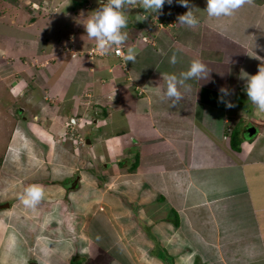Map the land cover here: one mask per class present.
<instances>
[{
	"label": "crops",
	"instance_id": "obj_1",
	"mask_svg": "<svg viewBox=\"0 0 264 264\" xmlns=\"http://www.w3.org/2000/svg\"><path fill=\"white\" fill-rule=\"evenodd\" d=\"M251 2L252 9L249 10L253 11L252 14L238 10L230 18H209L206 13L201 12L198 14L200 24L196 28L177 25V18L174 17V24H168L171 28L166 30L167 35V32L161 33L160 28L158 31L153 30L155 42L150 45L140 39L144 36L141 31L148 30V27L142 25V29L129 28L125 53L128 47H133L137 56L135 62L124 60V63L112 55L89 57L87 52L95 40L87 36L84 27L86 22L78 23L72 21L71 17L55 14L47 19L46 30H43L37 28L42 17L35 18L27 26L32 31H28V35L33 37L28 39L31 45L36 41L30 49V52L34 50L36 53L29 57L31 63L28 66H42L39 70L42 79L38 83L26 76L15 77L17 79L14 78L12 83H16L14 90L22 94L23 100H29L30 106L35 96L33 92L36 91H40L45 103L39 104L42 110L34 113L30 121L26 115L21 114L20 123H25L24 127L28 129H22L19 127L20 123H16L10 148L17 141L15 154L21 153L18 150L21 145L26 150L36 151L32 155L27 154L34 161V169L37 165L46 163L37 155L48 147L44 141L38 140L46 137L50 140L53 153H48L47 163H51V166L47 164L43 174L46 179L52 173L51 179L65 177L66 180L75 172V166L84 163L85 158L97 160L98 157H107L108 147H114L112 141L120 142L122 146L124 139H133L141 153L142 167L138 175L146 183L145 191L150 190L149 186L159 191L150 210L145 211L142 207L141 211L144 218L161 228V231L158 229L154 233L159 239V245L161 243L163 248L166 246L177 255L174 263L171 260L172 264H264V147L259 142L257 147L245 152V145L248 144L245 136V139L242 137L241 150L235 151L237 157L231 158L229 148L224 147L225 142L217 138L216 128L223 121L219 96L216 95L217 91L210 92L214 85H219L218 88H228L232 83L245 86L246 80L241 78V69L249 75H255L258 70L252 71L251 68L264 63V10L261 12V7L255 5L258 3L256 0ZM204 5L207 7V0L201 3L190 0L189 6L200 8ZM176 7L181 15L188 11V7L178 3ZM231 22L239 23L240 27L237 29L243 31L244 37L246 30L249 31L250 41L244 39L243 44L254 48L253 51L241 45L232 51L224 48L227 46L224 38L229 34L226 33L228 28H232L229 24ZM45 31L47 34L52 32L57 35L56 41L49 37L43 38ZM231 31L238 36L242 35L239 31ZM135 36H139V39L133 42ZM172 48L176 49L173 52L177 55L179 65L185 63L179 60L181 54L178 55L176 51H182V55H190L191 58L195 55L196 59L205 62L212 71L207 81L197 83L199 87L188 81L191 90L184 94L178 105L173 106L171 100L162 96L161 91L150 88L162 82L161 72L180 73L175 70L172 73L164 68V59H167ZM42 51H46L44 57L41 55ZM215 54H220V58H214ZM22 59L21 56L16 58L21 66ZM215 59L218 63L214 62ZM232 70L238 72L236 76H230ZM220 73L226 77L223 83L210 84ZM9 78L7 75L3 81ZM111 93H123L121 95H125V100L119 103L117 101L116 108L112 105L113 110L104 103H100V110L97 107L96 110L88 109H92L94 103L88 105L86 100L94 102L100 100L103 94L110 96ZM49 101L61 103V110L48 106ZM30 106L20 108L21 112L27 114L26 109L31 111ZM102 107H107L106 111L101 110ZM117 114L122 116L121 129L114 130L105 140L102 137V140L99 130L114 126ZM69 121L75 122L72 128L68 127ZM89 125L91 128L86 129ZM78 136L80 139L84 137L85 142L78 144ZM104 142L107 144L104 149L106 154L103 153L104 150L98 151ZM117 152L114 149L110 157H115ZM235 158L239 163L232 162L231 159ZM145 164L149 165L148 170L142 175ZM63 167L66 174L65 170L62 171ZM56 184L68 194L65 186L58 181L51 185ZM148 194L149 192H145L143 196ZM45 195L46 198L42 201L48 203L45 202L43 206L48 208L43 210L38 207L35 211L29 210L30 213H27L28 209L22 211L23 213H19L20 225L14 233L8 232L0 238V264H165L164 252L161 258L153 250L154 246L149 238L151 234L128 232L131 229L126 221L133 217V213H128V210H115L113 205L95 203L90 206L91 209L94 208L93 214L88 215L93 217L92 221L83 225L82 219L87 218L86 212L89 210L74 209L75 212H71L73 217L80 219L74 226L67 207L64 203L57 202L58 195L51 197L49 192ZM167 195L172 196L168 197L173 199L171 204L164 201L163 197ZM64 197L67 195L62 198L65 199ZM36 213H40L39 218L45 216L40 225H36L39 226L38 230L30 224H36L37 220L33 219L34 216L36 218ZM101 215L108 218L106 222L110 228L112 225L116 227L118 222L120 231L116 229L114 237L105 236L97 241L91 238L90 232L92 223ZM119 217L122 219H118ZM4 225L5 222L0 220V229ZM35 231L40 232L35 235ZM135 240L139 241L137 254L134 252L136 258L129 248ZM158 248L163 249L160 246Z\"/></svg>",
	"mask_w": 264,
	"mask_h": 264
},
{
	"label": "rangeland",
	"instance_id": "obj_2",
	"mask_svg": "<svg viewBox=\"0 0 264 264\" xmlns=\"http://www.w3.org/2000/svg\"><path fill=\"white\" fill-rule=\"evenodd\" d=\"M198 1L200 3L203 2V0H198ZM249 1L251 2L252 0H246V2L238 10L252 14L253 11L249 10V8H251ZM256 1L258 3L254 2V4L256 3L255 4L256 6H260L262 12V10H264V0H256ZM140 3L141 0H135V5L139 6ZM175 3H176L175 0L174 3H172L171 5L165 3L162 9L156 13H151L152 10H148V12L147 10H145V12L150 18V21L149 24L147 23L143 24V26L148 27V30L143 29V31H141V33H143V35L148 38V40L144 43L150 45L151 43L155 42L153 41V38H155L153 30L158 31V29L160 28L159 31L161 33L167 32L166 35L168 34V31L166 30L171 28V25L168 24H174L173 21V19H175L174 17L177 18L179 16L178 13L180 10H178ZM99 7L100 4L98 3V0H0V76H1L0 77V205L9 204V207L7 209H5L4 211H0V220H3V222H5L3 228L0 229V235H2L3 233V236H0V238L4 237V235L8 234V232L9 234L14 233V230L20 225L19 213L21 214L23 213L22 211H26L27 209H28L27 213L29 212V210H32L26 208L19 201L18 194L22 193L24 187H26L27 185L35 183V184H40L44 187L45 194L49 192V196L51 197L58 195L56 199L57 202L60 204L64 203L65 207H67L69 216L73 222L72 225L74 226L77 225L78 222L80 221V219H76L75 217H73L74 214H72L71 212H75L74 209H81V210L87 209V211L88 210L90 211V212L89 211L86 212L87 218L82 219V221H84L82 222L83 225L88 223V221L89 222L92 221L93 217H89L88 215L89 213L93 214L92 210L94 208L91 209L90 206H94L95 203L96 205L97 204L113 205L115 210L116 209H121V210L126 209V211L128 210L129 211L128 213H133V217L131 218V220L127 218L126 221V225L127 226L130 225L129 229H131L128 232L133 234H140V235L145 234V232L146 234L147 232L151 234V237L149 238L153 243L154 252L158 253V256H160L161 258L163 254L162 252H164L165 255L163 261L168 257L174 263L175 257L177 255H175V253H173L172 251H169L168 247L166 246L164 247L165 248L164 249L161 243L159 245V243L157 242L159 241V239L155 237L156 235L154 236V233L157 232L158 229L161 231V228H158L159 226L156 225V223L152 221H148L146 218H144V213L143 211H141L142 207L144 208L143 210L145 211L150 210L152 204L156 200V197L159 196L158 193L159 191L158 189H154V188L152 189L151 186L148 187L150 189L149 191L147 190L145 191L147 187L144 184L146 183L145 182L143 183L142 176L138 175L139 173H141L142 166H141L140 149L136 148L135 146L136 141H133V139L126 138L124 139L125 141L124 143H122V146L120 142L112 141L114 143V147H110V148L108 147L109 155L107 157L109 158L104 156L101 158L98 157L97 160H91L89 158H85L84 163L82 162L81 165L75 166L77 167L75 172L72 175H69L68 179L66 180L64 179L65 177L64 178L57 177V175H55L57 177L56 179L54 177L53 179H51L50 176L52 175V173H49L46 179L45 175L43 174L44 168L47 166V164H49V167L51 166V163H47L49 162L48 153H53V151H51L53 147L50 146L51 145L50 140L47 139L46 137L43 136L38 140L44 141L48 147L43 148L44 149L43 152L42 153L38 152L37 154L38 158L40 159L43 158L46 161V163H41L37 165L34 169H32L33 168L32 162L34 161L30 160V157L27 154L32 155L35 154L36 151L26 150L24 145H21V148L18 149L21 151V153L15 154L14 150L18 145L17 141L15 142V145L13 147L9 148V146H11L13 141V136H12L13 130L14 128L17 127L16 123L18 124L21 121V114L23 113L24 115H26L27 120L30 121L34 113H40L39 110L40 109L42 110L39 104L43 102L45 103V100L43 99V96L40 93V91L39 92L36 91L35 93L33 92L35 96L33 97V102L30 106V102H28L29 100L26 99L23 100L22 94L18 92V90L17 91L14 90L15 87L17 86L15 85L16 83H12L15 77L24 78V76H26L27 78L35 79L36 82L38 83L42 79L39 74V70L42 69V66L37 64H31V67L28 66L31 63L30 62L31 58L29 57H33L36 53L34 50L30 52V49L33 48V45L36 41L31 45V41H29L28 39L29 38L32 39L33 37H30L28 35V31L30 29L27 26L33 23L35 18L39 19L40 17H42V21H39V25L37 26V28L38 29L43 28L44 30L48 23L47 19L55 14L58 15L62 14L66 18L71 17L72 21L78 23L86 22L85 18L88 17V15L92 11L96 10ZM203 7L205 8L206 5L200 7L199 9L202 10L204 9ZM35 11L38 13L34 14ZM201 12L204 13L202 10L198 14H200ZM138 19L139 18L136 17L135 20L138 21ZM160 23H162V26L159 25ZM252 23L249 25V27H251ZM229 24L232 25V28H228L229 30H227L226 32L229 34L226 35V37L224 38L225 42H227L226 43L227 46L224 48L226 50L228 49L232 51L234 50V48H238V46L241 45L243 48L253 51L254 48L252 49L251 46L249 47L248 45L243 44L244 39L250 41L251 37L248 34L249 31L246 30V37H244L243 31H239V29H237V27H240L238 22H231ZM136 27L142 29V24H138ZM231 30H235L236 32L239 31L238 33H241L242 35L238 36L235 34V32L233 33V31ZM67 32L68 30H66V33ZM43 34H46L43 36V38L49 37L51 40H54V42L56 41L55 39L57 35H53L52 32H51L52 35L47 34V31H45ZM173 40H174V36H173ZM173 40H169V41H173ZM181 42L182 44H185L183 41H180V43ZM175 50L176 49L172 48L171 52L167 54L166 56L167 59L166 60L164 59L165 62L164 68L167 69L168 71H172V73L174 72L173 70L177 72H181V68H183L184 71H186L188 68L187 65H189V63L193 59H196L197 57L193 55V57L191 58L190 55H182L183 54L182 51H176L178 55L181 54L179 60L185 64L179 65L178 61L176 62V64H171L170 57L174 54L173 51ZM41 55H43L44 57V55H46V51H42ZM215 55L216 56L214 58H218L220 54H215ZM19 56L23 58L22 59L23 66H21L18 62H16V58H19ZM214 62H217L216 59ZM251 69L252 71H255V69L257 71L258 66ZM220 70L221 72H223L222 68ZM237 73L238 72L236 70H232L230 76L231 75L236 76ZM7 75H9L10 81L9 79L3 81V79H5V76ZM17 78H15V80ZM225 79H226L225 75L220 73L216 75V80L211 81L210 84H213V82L222 84ZM1 80L4 83L1 82ZM190 81L191 83H193L194 85L196 84V86L199 87V84H197L199 80L193 79ZM5 86L7 89L4 88ZM218 86L219 85H214L212 87L213 88L212 91L210 92L214 93L215 91H217L216 95L220 96L219 89L221 87L218 88ZM17 89H19V87ZM228 89L231 90L232 94L226 97V99L230 100L234 104V106L231 108L226 107L225 103H222L219 100L220 107H222V111L220 113L223 114V121L220 122V125H218L216 130L218 135L217 138L219 137V140L221 139V141L225 142L224 147L229 148L228 150L230 151L231 158H234L236 156L235 155L236 152L239 149L236 150L231 148L230 141L232 134L235 131H239L240 138L243 139L246 136L243 135L244 134L243 131L247 126H255L257 128V132L251 138L248 137H246L247 139L244 138L245 141L248 143L247 145H245L244 151L245 152L251 151L253 147L255 146L257 147L259 145V142L262 145V147H264V135H263L264 112L259 111L254 105L251 104L250 101H248V97L245 91V86H242L241 84L232 83L228 85ZM121 94L123 93H118L116 95L111 93L110 96H108L107 94H103V97H101L100 100L94 102L86 100V102H88V105L89 104L92 105L94 103L92 109L90 108L88 109L96 110L97 107V109L100 110L98 108L100 106V103H104L105 105H107L108 108L113 110L114 107L115 108L117 107V101L119 103V101L125 100L124 97L125 95L123 96ZM216 95L215 98H218ZM199 96H201L200 92H199ZM209 98H212V96H209ZM47 105L50 107H56V109H60V110L62 106L61 103H56V102L53 103L51 101H49ZM112 105H114V107H112ZM29 106L31 108V111H28V109H26L27 114L21 112L20 108H28ZM107 107H102L101 110L106 111ZM48 110L50 112L52 111L50 108ZM106 115L107 113L105 114V116ZM116 117L117 119L116 122L114 123V126L111 125L109 127L101 128L99 130L101 134V138L103 137L104 140L106 136L111 134L114 130L121 129L122 116L121 114H117ZM71 123L72 121H69L68 123L70 124L68 126L69 128H72L73 126L71 125ZM46 124L49 125L50 122H46ZM24 125L26 124L21 122L19 127H21L22 129H28L27 127H24ZM88 128H91V125H89L86 129ZM91 130L92 129H90V131ZM79 136L76 139V141H78V144L79 142L81 143L85 142L84 137L80 139L81 136L80 137ZM11 139L12 141L10 142ZM132 141L134 142V145ZM188 143L190 144V141H188ZM61 144L62 142L59 145ZM67 144H69L68 141ZM106 145L104 142L101 146H99L100 148H98V151L103 152V150L106 148ZM114 149H116L118 152L116 153L117 155H115V157L111 158L110 156L113 155ZM4 152H6L5 157L2 155L4 154ZM103 153L106 154V151L104 150ZM231 160L233 163H239V160L237 158ZM148 166L149 165L145 164V169L143 170L142 175H144L147 172L146 170H148L147 169ZM64 170L65 167H63L62 171ZM66 173L67 171L65 170V174ZM76 175L79 176L78 184L75 189L66 188L68 190L67 191L68 194H65L61 190V188H58L57 184L51 185L56 181H58V183L60 184L67 183L70 185V183H72L77 178ZM142 185L144 186L143 188ZM145 192H149V194L146 197L143 196ZM62 195L63 196L67 195V197H64L66 200L62 198L63 197ZM169 196L171 195L164 196L163 198L164 201L167 200V203L171 204L173 199L168 198ZM45 202L46 201L44 202L41 201L40 204L37 205V208L41 207V209L43 210L48 208L47 206L46 207L43 206ZM73 206L74 207L78 206V207L74 208ZM84 206H87V208H84ZM15 213H17V215H15ZM36 214H37L36 218L35 216L33 217V219L37 220L36 224L32 222H30V224H32L35 227V229L38 230L39 226L36 225H40L41 223L40 221H43L45 219V216L43 215L41 216V218H39L40 213H36ZM115 214L118 216V212H116ZM118 219H122V218L119 217ZM106 221L108 222V218H105L103 215H101L94 223H92L93 227L91 228V232H90L91 238H94L97 241H101L102 238L105 236L114 237L116 229L120 231L118 222L116 224V227L112 225V227L110 228V225ZM77 230L79 231L80 228H78ZM39 232L40 231L38 232L35 231L34 234L36 235ZM103 233H108V234L104 235ZM138 242H136L135 240L129 246L130 251H132L133 253L135 252L136 254L139 248ZM158 246L162 247L163 249H159ZM135 253L133 254L134 258H136Z\"/></svg>",
	"mask_w": 264,
	"mask_h": 264
},
{
	"label": "clouds",
	"instance_id": "obj_3",
	"mask_svg": "<svg viewBox=\"0 0 264 264\" xmlns=\"http://www.w3.org/2000/svg\"><path fill=\"white\" fill-rule=\"evenodd\" d=\"M173 2L174 0H141L139 6H134L135 0H98L100 7L92 11L86 18V23H84L87 36L95 40V51L100 55H107L113 49L119 52V46L128 39L127 30L132 27L135 28L139 23L142 25L145 23L149 24L150 21L149 16V21L135 20V11H132L129 15L126 11L127 9L141 7L144 11L152 10L151 13H156L162 9L165 3L171 5ZM175 2L188 7V11L184 14L179 15L180 12L178 13L176 24L196 28L200 24L198 13L202 10L190 7V0H175ZM245 2L246 0H207V7L203 12L209 18L232 17ZM134 39H139V36H135ZM136 56V50L133 47H128L124 59L135 62ZM176 62L177 55L174 53L170 57V63L176 64ZM211 72L205 62L200 59H193L186 71H182L178 75L161 72L162 82L156 87H149L161 91L163 97L171 100V106L178 105L182 101L184 94L191 90V85L188 84V81L193 79L207 81ZM241 78L246 80L245 91L248 101L259 111L264 112V63L258 66V72L255 75H249L241 69ZM219 92L220 102L225 103L226 107H233L234 104L226 99L232 94L231 90L221 87ZM73 124L75 122L71 123V125ZM12 136H14V130ZM45 198L44 187L35 183L27 185L24 187L23 192L18 194L19 201L26 208L33 211L37 209V205Z\"/></svg>",
	"mask_w": 264,
	"mask_h": 264
},
{
	"label": "built area",
	"instance_id": "obj_4",
	"mask_svg": "<svg viewBox=\"0 0 264 264\" xmlns=\"http://www.w3.org/2000/svg\"><path fill=\"white\" fill-rule=\"evenodd\" d=\"M134 6H138V5H135L134 4ZM127 12H128V14L130 15V13L132 12V11H135V17H138L140 20H142V21H149V18H148V15H147V13H145V11H144V9L143 8H141V7H135V8H130V9H127L126 10ZM179 15H181V13H179ZM167 22V21H166ZM160 26H162V23H160L159 24ZM141 40L143 41V42H146L147 40H148V38L146 37V36H143L142 38H141ZM136 41V39L133 41V42H135ZM127 43H128V41L126 40L125 42H124V44H122V45H120L119 46V48H120V51L119 52H117L115 49H113L109 54H107V55H100L99 53H97L96 51H95V43L92 45V47L89 49V51L87 52V54L89 55V57H91V58H93V57H107V56H110V55H112V56H114V57H116L121 63H124V56H125V48L127 47ZM73 54V56H75V54L74 53H72Z\"/></svg>",
	"mask_w": 264,
	"mask_h": 264
},
{
	"label": "trees",
	"instance_id": "obj_5",
	"mask_svg": "<svg viewBox=\"0 0 264 264\" xmlns=\"http://www.w3.org/2000/svg\"><path fill=\"white\" fill-rule=\"evenodd\" d=\"M241 141H242V139L239 137V132L238 131L234 132L232 134L231 141H230L231 148L236 149V150L240 149ZM5 154H6V152H4V154H2V155L5 157L6 156ZM163 262H165V264H172L171 259L168 257L166 259H164Z\"/></svg>",
	"mask_w": 264,
	"mask_h": 264
},
{
	"label": "water",
	"instance_id": "obj_6",
	"mask_svg": "<svg viewBox=\"0 0 264 264\" xmlns=\"http://www.w3.org/2000/svg\"><path fill=\"white\" fill-rule=\"evenodd\" d=\"M132 15H133V13H132ZM256 131H257V129H256V127L255 126H250L248 129H247V137L248 138H251L252 136H254L255 134H256ZM88 143H89V141H88ZM78 177L72 182V183H70V185L68 184V189L69 188H72V189H75L76 188V186H77V184H78ZM9 207V204H5V205H1L0 206V210H3V209H5V208H8Z\"/></svg>",
	"mask_w": 264,
	"mask_h": 264
},
{
	"label": "flooded vegetation",
	"instance_id": "obj_7",
	"mask_svg": "<svg viewBox=\"0 0 264 264\" xmlns=\"http://www.w3.org/2000/svg\"><path fill=\"white\" fill-rule=\"evenodd\" d=\"M250 126H247L245 129H244V135H247V129L249 128ZM64 186H65V188H67L68 187V184L67 183H64L63 184Z\"/></svg>",
	"mask_w": 264,
	"mask_h": 264
}]
</instances>
